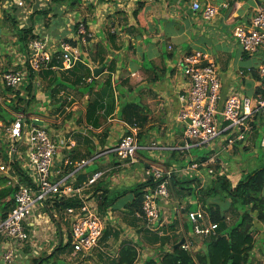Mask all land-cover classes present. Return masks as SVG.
Here are the masks:
<instances>
[{
  "label": "crops",
  "instance_id": "crops-1",
  "mask_svg": "<svg viewBox=\"0 0 264 264\" xmlns=\"http://www.w3.org/2000/svg\"><path fill=\"white\" fill-rule=\"evenodd\" d=\"M193 1L202 6H214L217 15L204 19L200 11L192 10ZM50 3L44 6L38 2L36 10L46 11L45 7ZM52 5L53 12L34 15V20H41L45 28L35 23L34 28L40 27V30H32L35 36L47 39L50 61L13 92L24 96L25 88H32L34 100L31 103L36 108L31 117L43 122L42 127L57 146L53 172L62 170V176L73 188H82L95 172L103 174L79 195L48 200L44 208L37 207L24 222L29 240L19 248L12 264H28V257L35 255L36 249L48 248L51 253L59 243L63 246L68 242L70 219L64 211L72 206L71 203L74 207L85 203L102 218H106L108 211H113L122 221L123 229L130 228L129 224L134 220L144 223L139 214L132 215L126 206L133 193L126 190L119 194L115 187L132 184L136 177L134 165H142L137 175L139 183L148 178L153 181L155 170L176 166V151L199 148L186 147L189 141L184 136V125L177 120L178 94L190 85L177 65L179 57L200 52L207 56L208 62L216 65L221 104L231 94L252 97L260 88L264 89L258 73L264 64V48L253 55L247 54L233 35L237 28L250 26L256 11L264 8V0H71L59 7ZM140 5H143L142 23L136 19ZM34 7L32 12L36 11ZM2 13L0 8V18ZM50 13L58 18H52ZM72 14L74 19L75 15L80 17L76 22L84 25L88 37L78 34L76 23L69 25ZM29 16L25 15L24 19L29 20ZM3 32L0 27V36H4ZM69 40L78 49L80 60L71 69L64 70L61 61L57 60L58 43ZM3 54L0 47V55ZM19 57L5 65L0 56V72L19 68ZM101 67L103 71L94 77V70ZM14 94L0 92V114H9L15 119L19 113L9 106ZM134 125L138 128V144L142 142L139 151L144 152H137L132 161H120L110 150ZM258 132L252 134L248 143L258 140ZM246 145L233 146L220 155V160L224 154L239 152ZM82 160L88 161L87 165L73 173L72 163ZM65 161L71 165H65ZM17 163L21 168L22 161ZM226 164L228 166V162ZM13 169L14 173L2 176L21 181ZM178 175L176 184L170 188L171 198L160 203V216L163 226L180 228L184 237L183 225L190 226L186 213L198 207L195 208L194 194L181 189L179 182L187 180L182 179L185 175ZM52 178L56 180L58 177L54 175ZM121 201L124 202L119 204ZM1 214L0 210V218ZM110 221L104 225L96 250L98 259L95 261L99 264H109L114 255L117 257L123 242L139 237V232L135 233L133 229H126L117 236L112 228L116 221ZM166 232L170 234L168 230ZM7 244L0 236V264H4L2 253ZM69 247L61 252L72 260L74 254L69 252L72 250ZM112 247L116 250L113 251ZM38 256L39 252L34 258Z\"/></svg>",
  "mask_w": 264,
  "mask_h": 264
},
{
  "label": "built area",
  "instance_id": "built-area-1",
  "mask_svg": "<svg viewBox=\"0 0 264 264\" xmlns=\"http://www.w3.org/2000/svg\"><path fill=\"white\" fill-rule=\"evenodd\" d=\"M51 0H45L43 5ZM109 1V0H103ZM41 0H0V8L10 11L12 9L23 10L25 15L32 13L33 7ZM191 8L194 12H201L204 19H212L218 10L211 5L202 6L193 1ZM20 28H23L20 25ZM78 34L88 37L84 25L79 23ZM234 37L238 40L242 50L250 55L264 48V8H259L250 22L248 28H237ZM85 38H83L84 41ZM60 60L64 70L71 69L80 60V53L76 47L68 42L58 43ZM170 49V48H169ZM50 61V53L47 39L35 38L27 44V48L19 57V68L0 72V92L8 89L16 90L27 80L30 72H39ZM183 76L189 80V87L178 94L179 111L177 120L184 125V136L189 141L187 148L209 147L211 156L204 162H194L181 170L168 169L164 172L155 170L152 174L153 187L145 189L144 201L141 207L146 227L150 231H156L163 225L160 214V203L170 197L172 178L174 175H191L198 173L199 168H205L209 174L215 176L214 166L219 165V175L224 174V165L220 155L233 148L237 143H248L255 131L262 133L260 145L264 148V130L256 119L264 116V97L255 95L252 97L238 94L229 95L220 103L221 84L218 77V69L212 62H208L205 54L195 52L181 56L177 62ZM259 76L264 80V64L259 68ZM12 98H10L11 101ZM2 99L0 98V101ZM25 117L19 114L14 121L3 123L0 121V145H6L8 162L22 161L21 169L30 180L29 183H21L17 178H9L16 191L13 195V207L4 218H0V236L6 239L7 246L2 253L4 264H12L18 250L29 240V235L24 227V222L39 208H44L48 200H62L79 195L84 189L93 185L102 172H95L88 177L82 188H73L62 176V170L52 171L54 157L57 153L56 144L50 139L46 130L32 122L36 117L27 119L26 124L22 120ZM28 127H30L29 130ZM129 133L122 136L115 147L110 151L121 161L134 160L138 144L137 125L129 128ZM8 163V164H9ZM88 161L82 160L71 163L65 161V165H71L73 173L79 172ZM212 166V167H211ZM14 167L1 166L0 170L5 174L14 173ZM57 175L56 180H52ZM107 213V220H111ZM179 214V211H177ZM66 215L70 219L68 241L75 254L81 253L88 256L99 247V242L104 230V220L97 212L91 211L85 203L76 207L66 208ZM187 221L192 227L191 236H199L209 239L217 236V224L212 223L205 212L198 208L186 213ZM158 225V226H157ZM185 242L181 246L190 251L188 235H184ZM38 255V252L34 253Z\"/></svg>",
  "mask_w": 264,
  "mask_h": 264
},
{
  "label": "trees",
  "instance_id": "trees-1",
  "mask_svg": "<svg viewBox=\"0 0 264 264\" xmlns=\"http://www.w3.org/2000/svg\"><path fill=\"white\" fill-rule=\"evenodd\" d=\"M70 1L71 0H51L50 4H55L57 7H59L62 4L70 3ZM37 6L38 2L34 7L35 10ZM8 12L9 11L7 10H3L2 20L7 23L10 22L13 28L18 31L19 41L22 43V46H27L28 35H30L33 39L38 38L35 37V35H31L33 26H30L28 29H18V27L20 28V25H18L17 17L14 15H9ZM34 12H38L41 14L40 16L47 13V11H41V9ZM142 12L143 5H140V8H138L136 12V19L139 23H142ZM78 25L79 24L74 25L76 30H78ZM68 42L73 44L70 40ZM54 62L55 61H53L52 64H54ZM31 74H33V72H30L28 77H30ZM29 87L30 86H28V90H26L27 92L24 96H20L18 92H13L12 89L5 90V92L9 94L16 93L9 103L11 110L18 112L20 102L25 101L26 112L28 104L34 100L32 88ZM256 95H261L264 97V89L260 88L259 91L256 92ZM7 115L9 117H6ZM14 120V117L9 114H0V121L3 123H10ZM256 120L259 123L262 122L261 118ZM259 136L260 135H258V137ZM260 142L261 139L259 141V145ZM236 145H238V143ZM4 148V145H1V151H4L3 160L8 162L7 150L5 151ZM244 149L246 150L247 148ZM261 157L263 161L261 166L249 172H244L235 186H232L231 182L227 178V174L224 173L219 175V171L221 170L219 165H215L213 167L215 176L211 175L212 179L210 185L207 186V188L198 186V189H201L197 190V186H195L194 183L195 179L179 182L182 190H185L187 193L189 192L190 194H194L197 202L195 208H200L198 202H201L202 209L204 208V212L206 213L209 220L212 223L217 224V236L204 240L202 243L204 250L202 252L197 251L196 254L193 255L182 247L174 248L175 244L178 243L183 237H177L173 235V241L171 243L170 249L163 252L159 260L148 258L145 262H143V264H250L251 255L256 244L254 230H257L261 235V237H258V241L264 240V151ZM205 160V157H202L198 161L204 162ZM9 165L16 169L17 173L20 175L21 183L26 184L30 182L22 169L19 168L16 160L10 162ZM203 169L206 170L205 168ZM175 175L177 176V173ZM175 175L172 185L176 184L175 181L177 178H175ZM8 182V178L5 176H0L1 218H4L7 215V209L10 210L13 207V195L16 191V187L8 184ZM154 184L155 183L151 180V178H148L145 182L138 183L131 191L133 193V198L128 205L126 204V206L131 211L132 215L137 213L143 218L141 207L144 201V190L148 186L153 187ZM206 198H217V201L208 202ZM218 201H220V203L224 202V204L221 205ZM71 205L73 206V203H71ZM227 212L234 215L233 223L230 225H227L225 221V214ZM161 227H163V225L159 226L158 228L160 229ZM169 228L172 229L173 226H170ZM187 229L188 226L184 224L183 230L185 233H187ZM151 241L153 243H159L164 247L170 241V235L168 233L163 237L154 235ZM69 246L70 242L68 241L64 246L61 245L60 247L54 249L53 253L51 254L44 253L37 258H33L31 264H75L56 258V254L59 251L63 250L64 248H68ZM138 255V249L134 245L121 244L117 253V259L115 261H111V264H136Z\"/></svg>",
  "mask_w": 264,
  "mask_h": 264
},
{
  "label": "rangeland",
  "instance_id": "rangeland-1",
  "mask_svg": "<svg viewBox=\"0 0 264 264\" xmlns=\"http://www.w3.org/2000/svg\"><path fill=\"white\" fill-rule=\"evenodd\" d=\"M44 1L45 0H41V2H44ZM45 8H46L47 12H53L52 11L53 10L52 4L47 5ZM8 13H9V15H14L15 17H17L18 25H22L23 26L22 29H28L30 26H33V29H36V28H34L35 23H37L38 25L43 26L45 28V24L42 23L41 20H34L36 17V16H34L35 12L30 14L29 20H25L27 18L24 19L25 14L23 13V10L12 9ZM36 13L39 14L38 12H36ZM50 14L52 15L51 16L52 18H55V19L58 18V16L54 17L52 13H50ZM73 17H74V15L72 14L71 18L73 20H71L69 25H74L75 23L79 24V22H76V20L79 19L80 17H78L77 15H75V19ZM0 21H2V23H0V27L4 31L3 32L4 36H0V47H1V49H3V52L5 53V54L0 55V56H1V59L3 60L2 63L6 65L8 62L10 63L12 59H16V56L17 57L22 56L24 54L25 48L27 46L26 47L22 46V43L19 41V33L15 28H13V26L10 22L7 23L4 20H2V18H0ZM45 23H46V21H45ZM38 28L40 30V27H38ZM38 28L36 30H38ZM18 29H21V28L18 27ZM31 35H34L33 32L31 33ZM35 37L39 38V36H35ZM31 40H33V38H31V36L28 35L27 36V44ZM25 89L28 90V87H26ZM0 97H2V96L0 95ZM0 104H2V101H0ZM25 108H26L25 101H21L20 106H19V111L16 113L26 115L28 117L29 124H30L31 123L30 117L33 115V112L35 111L36 106L34 105V103H29L27 106L26 112H25ZM6 117H9V116L7 115ZM261 120L263 121V123L261 124L262 130H264V116L261 117ZM29 129H30V127H28L27 130H29ZM258 133H259L258 135H260L258 137L259 140H255V142L251 141L250 143H246L247 145L244 147V148H247L246 150L243 148L239 152L232 151L227 156H224L225 154L223 155L224 158H222V160H221L223 165H224L223 173L227 174V178L231 182L232 186H235V184L238 182V180L240 179V177L242 176V174L244 172H249V171H251L257 167H260L262 162H263L261 155L264 151V148H261L259 145V141L261 139L262 133L261 132H258ZM141 144H142V142L140 143L139 146H141ZM4 147H5L4 149L6 151L7 150L6 145H4ZM3 152L1 151V145H0V167L1 166L7 167V165H9V164L7 161L5 162L3 160V156H2ZM137 152L142 154L144 151L138 150ZM180 152L181 151H176L175 158H174V162L176 163V166L172 167L174 170H181L182 168L188 167L192 163L190 161V159H193L194 162H198V160L202 157H205V159H208L212 153L210 151L209 147L191 148L189 150H183L181 153ZM116 162H119V161L116 159ZM226 162H228V166H227ZM19 163H21V162H19ZM163 164L165 165L166 163H163ZM134 168H135L134 174L136 175V177L134 178L132 184H125L124 183L122 185L115 187V190L119 194L126 192V190L132 191L135 188V186L139 183L140 178H138L137 175L142 170L141 169L142 165L141 164L134 165ZM167 170H168V167H167ZM161 171L164 172V171H166V169L163 168V170H161ZM195 172H197V171H195ZM195 172L191 173V175H185V178H182V179H187V180L195 179L194 183H195V186H197V190L201 189V188L198 189V186H202L204 188H207V186L210 185V182L212 179L211 174H209L207 170L201 171V169H200V172H198V173H195ZM2 175H5V173H4V171L0 170V176H2ZM173 178H172V182H173ZM175 178H177L176 175H175ZM10 185H14V184L11 183ZM169 192H170V197L167 200H169L171 198V189ZM206 199L208 200V202L217 201V198H215V199L206 198ZM124 201H126V200H124ZM124 201H121L119 204L123 203ZM218 202L220 203V201H218ZM198 204H199V207L202 209V203L198 202ZM220 204L222 205V204H224V202L220 203ZM202 210L204 211V208ZM109 212L110 211H108V213ZM64 214L66 216V211H64ZM175 215L176 216L178 215L177 212L175 213ZM225 215H226V219H225L226 224L227 225L232 224L233 220H234V215L232 213H229V212H227ZM108 216L111 218L112 221H116L115 227L118 228L119 230H117L115 227H112V228L116 230L117 236L119 234L125 232L126 229H133V230H135V233L139 232V234L137 235V236H139L137 238V240H134V241L129 240V242H123L122 243V245L123 244H131V245H134L135 247H137L139 255H138V259H137L136 264H143V262H145L146 259H148V258L159 260V258L162 256V253L165 252L166 249H170L171 243L173 241V234L177 237H182V231H180L181 230L180 228L176 229L173 227L171 229L167 226H163L160 229L158 228L156 231H150L146 227V220L145 219L143 220V222H144L143 224H142V221H138V220L137 221L140 223L137 224V221L134 220V222H130V224H129L130 228L124 227V229H123L122 228L123 227L122 221L117 217L116 214H113V211ZM100 218L104 220V225H105V223L111 222L110 220H107V218H105V217L104 218L100 217ZM163 228H165V229H163ZM166 230H168L170 232V234H169L170 235V241L168 242V244L166 246L163 247L159 243H153L151 241L153 239L154 235H158L159 237L165 236L167 234ZM174 230L176 232H174ZM178 231L180 234L179 233L176 234ZM186 231H187V235H188V241L190 243L188 245L191 247V250L189 252H191V254H193V255H195L197 251L202 252L204 250V246H202V243L206 239H203L199 236H194V237L191 236V233H192V227L191 226L190 227L188 226V229ZM133 235L136 236L135 234H133ZM254 235H255V239H256V244H255V247L253 249V253L251 255V263L250 264H264V249L262 248L264 245V240L258 241V237H261V235L259 234V232L257 230H254ZM65 249H67V248H65ZM68 249H70V247ZM111 249L112 250L114 249L113 251H115L116 247L115 248L112 247ZM96 250H97V248L94 249L91 253H89L88 256H85L81 253L75 254V252H73L72 250H69V252L72 251V253L74 254V258H72V260H68L67 257L64 256L63 253L61 252L64 250H61L56 254V258L63 260V261H66V262H70V263H74L75 261L79 260V261H77L79 264L83 263V262L87 263V264L88 263L89 264H99V263H97V260L95 261V258L98 259V257H97L98 253L96 252ZM36 251L39 252L40 256L44 253L50 254L48 252V248H46V249L44 248V249H42V251L36 249ZM105 251H106V249H105ZM32 254H33V252H32ZM34 257H36V255H33V256L31 255L30 257H28V260H27L29 262L28 264H31V261ZM116 259L117 258L114 255L113 259L111 258L109 260L110 261L109 264H111V261H115ZM75 264H77V263H75Z\"/></svg>",
  "mask_w": 264,
  "mask_h": 264
},
{
  "label": "water",
  "instance_id": "water-1",
  "mask_svg": "<svg viewBox=\"0 0 264 264\" xmlns=\"http://www.w3.org/2000/svg\"><path fill=\"white\" fill-rule=\"evenodd\" d=\"M102 71H103V68L102 67L101 68H98V69H95L94 70V77H97ZM262 83L264 85V80H262ZM27 119H28V117L25 115V117L22 120L23 124H26ZM32 122L34 124L38 125V126H43V122L41 120H39V119H32ZM60 240H61V238H60ZM183 243H184V238L180 239V241L175 244L174 248L181 247V245H183ZM58 247H60V243L58 244ZM51 253H53V251Z\"/></svg>",
  "mask_w": 264,
  "mask_h": 264
},
{
  "label": "clouds",
  "instance_id": "clouds-1",
  "mask_svg": "<svg viewBox=\"0 0 264 264\" xmlns=\"http://www.w3.org/2000/svg\"><path fill=\"white\" fill-rule=\"evenodd\" d=\"M206 214V213H205ZM207 216V215H206ZM208 218V217H207ZM209 219V218H208ZM187 234V233H186ZM184 238V237H183ZM184 242H185V238H184ZM184 244V243H183ZM182 246V245H181ZM191 253V252H190Z\"/></svg>",
  "mask_w": 264,
  "mask_h": 264
}]
</instances>
